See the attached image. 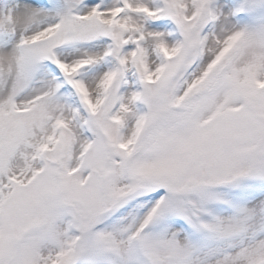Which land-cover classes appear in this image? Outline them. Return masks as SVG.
I'll use <instances>...</instances> for the list:
<instances>
[{"label": "snow or ice", "instance_id": "obj_1", "mask_svg": "<svg viewBox=\"0 0 264 264\" xmlns=\"http://www.w3.org/2000/svg\"><path fill=\"white\" fill-rule=\"evenodd\" d=\"M0 264H264V0H0Z\"/></svg>", "mask_w": 264, "mask_h": 264}]
</instances>
